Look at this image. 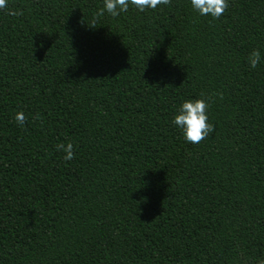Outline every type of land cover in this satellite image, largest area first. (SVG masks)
<instances>
[{
	"label": "trees",
	"instance_id": "1",
	"mask_svg": "<svg viewBox=\"0 0 264 264\" xmlns=\"http://www.w3.org/2000/svg\"><path fill=\"white\" fill-rule=\"evenodd\" d=\"M227 3L6 0L0 264H264V0ZM201 94L191 144L171 120Z\"/></svg>",
	"mask_w": 264,
	"mask_h": 264
},
{
	"label": "clouds",
	"instance_id": "2",
	"mask_svg": "<svg viewBox=\"0 0 264 264\" xmlns=\"http://www.w3.org/2000/svg\"><path fill=\"white\" fill-rule=\"evenodd\" d=\"M130 0H104L103 12L109 13L115 17L121 12H126L129 7ZM139 11L145 8H156L158 4H167L168 0H131ZM191 8L200 16H210L213 19H219L228 6L227 0H190ZM6 0H0V8H6ZM8 14L12 16L21 15L16 10L9 9ZM264 61L261 52L257 49L252 50L248 57L247 63L249 68L256 69L257 66ZM209 102L208 98L201 94L197 99L183 100L175 109L171 124L174 125L182 135L185 142L191 144H199L214 132V126L209 122L208 117ZM18 123L22 124L24 117L22 113L16 116ZM65 151V159H72L71 144L65 148L63 145L58 146Z\"/></svg>",
	"mask_w": 264,
	"mask_h": 264
}]
</instances>
